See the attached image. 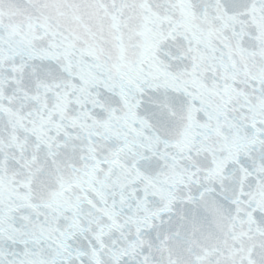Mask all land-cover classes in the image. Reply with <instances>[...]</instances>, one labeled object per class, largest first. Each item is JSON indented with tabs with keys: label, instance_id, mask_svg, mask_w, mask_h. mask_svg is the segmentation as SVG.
I'll use <instances>...</instances> for the list:
<instances>
[{
	"label": "snow or ice",
	"instance_id": "1",
	"mask_svg": "<svg viewBox=\"0 0 264 264\" xmlns=\"http://www.w3.org/2000/svg\"><path fill=\"white\" fill-rule=\"evenodd\" d=\"M0 264H264V0H0Z\"/></svg>",
	"mask_w": 264,
	"mask_h": 264
}]
</instances>
